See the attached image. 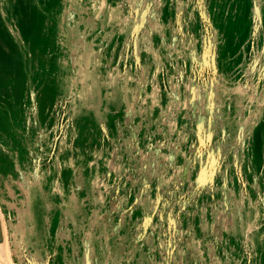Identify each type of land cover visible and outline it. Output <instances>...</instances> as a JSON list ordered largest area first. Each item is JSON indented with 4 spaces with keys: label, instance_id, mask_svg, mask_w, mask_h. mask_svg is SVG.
I'll return each instance as SVG.
<instances>
[{
    "label": "rangeland",
    "instance_id": "374dc122",
    "mask_svg": "<svg viewBox=\"0 0 264 264\" xmlns=\"http://www.w3.org/2000/svg\"><path fill=\"white\" fill-rule=\"evenodd\" d=\"M0 264H264V0H0Z\"/></svg>",
    "mask_w": 264,
    "mask_h": 264
},
{
    "label": "bare ground",
    "instance_id": "6f19581e",
    "mask_svg": "<svg viewBox=\"0 0 264 264\" xmlns=\"http://www.w3.org/2000/svg\"><path fill=\"white\" fill-rule=\"evenodd\" d=\"M2 235H3V229H2V226L0 224V236H2Z\"/></svg>",
    "mask_w": 264,
    "mask_h": 264
}]
</instances>
